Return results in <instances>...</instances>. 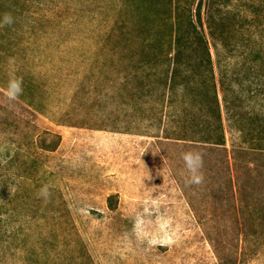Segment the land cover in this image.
I'll return each mask as SVG.
<instances>
[{
    "label": "rangeland",
    "instance_id": "374dc122",
    "mask_svg": "<svg viewBox=\"0 0 264 264\" xmlns=\"http://www.w3.org/2000/svg\"><path fill=\"white\" fill-rule=\"evenodd\" d=\"M138 1L0 0L14 18L0 28V264H264V153L237 155V192L220 151L98 120L146 22ZM193 149L201 185L185 182ZM149 198L169 221L148 228L165 241L152 247L133 230Z\"/></svg>",
    "mask_w": 264,
    "mask_h": 264
},
{
    "label": "trees",
    "instance_id": "16d2710c",
    "mask_svg": "<svg viewBox=\"0 0 264 264\" xmlns=\"http://www.w3.org/2000/svg\"><path fill=\"white\" fill-rule=\"evenodd\" d=\"M135 5L146 22L106 87L101 126L210 146L223 154L237 190V155L264 153V0ZM227 132L237 139L230 151Z\"/></svg>",
    "mask_w": 264,
    "mask_h": 264
},
{
    "label": "clouds",
    "instance_id": "9594fccd",
    "mask_svg": "<svg viewBox=\"0 0 264 264\" xmlns=\"http://www.w3.org/2000/svg\"><path fill=\"white\" fill-rule=\"evenodd\" d=\"M14 23L11 14L5 13L0 16V28ZM23 93V78L16 76L14 73L10 76L5 88V96L9 101L17 100ZM181 160L187 173V185H201L204 183L203 174L204 158L203 153L198 150H187L181 152ZM149 178V176H148ZM146 178V179H148ZM38 196L47 201L50 196V188L43 185L39 189ZM154 217V219H153ZM153 224L159 227L161 231L167 228L169 221L167 217L160 211V202L155 199H146L142 212H137L134 220V232L138 239L146 241L149 247L158 246L162 242L160 238L152 237L148 228ZM166 240V237H165Z\"/></svg>",
    "mask_w": 264,
    "mask_h": 264
}]
</instances>
